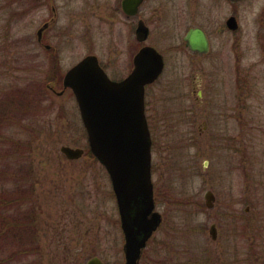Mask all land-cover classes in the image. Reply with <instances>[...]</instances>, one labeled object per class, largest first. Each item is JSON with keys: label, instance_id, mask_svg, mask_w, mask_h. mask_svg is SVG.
Segmentation results:
<instances>
[{"label": "rangeland", "instance_id": "obj_1", "mask_svg": "<svg viewBox=\"0 0 264 264\" xmlns=\"http://www.w3.org/2000/svg\"><path fill=\"white\" fill-rule=\"evenodd\" d=\"M72 1L69 10L58 1L60 19L49 38L58 50L53 60L37 43L41 1L0 0V264H63L68 254L76 264L93 257L125 264L111 183L90 151L64 77L90 54L121 77L128 36L120 28L112 34L88 0ZM193 1L188 15L165 13L148 40L165 58L163 75L145 95L162 224L140 264H249L250 257L264 264V0H243L234 13L238 57L224 35L214 37L211 55L201 59L183 45L187 26L212 30L233 7L227 0ZM63 146L85 154L69 160ZM42 225L44 251L29 252ZM255 234L257 245L250 239Z\"/></svg>", "mask_w": 264, "mask_h": 264}, {"label": "water", "instance_id": "obj_2", "mask_svg": "<svg viewBox=\"0 0 264 264\" xmlns=\"http://www.w3.org/2000/svg\"><path fill=\"white\" fill-rule=\"evenodd\" d=\"M133 13V12H130ZM231 24H235L232 18ZM148 29L140 24L137 38L146 40ZM187 47L198 53L208 50L205 33L191 29ZM164 70L162 55L152 47H144L135 58V69L122 81L111 80L96 56L90 55L73 66L64 77L65 88L76 98L91 153L110 175L117 201L121 228L125 237V264H140L142 250L162 223L155 211L152 183V139L146 117L145 89ZM69 160H78L84 149L63 146ZM208 208L214 195L204 194ZM210 234L216 238L212 225ZM86 264H105L93 257Z\"/></svg>", "mask_w": 264, "mask_h": 264}, {"label": "flooded vegetation", "instance_id": "obj_3", "mask_svg": "<svg viewBox=\"0 0 264 264\" xmlns=\"http://www.w3.org/2000/svg\"><path fill=\"white\" fill-rule=\"evenodd\" d=\"M40 1H41V5H42L41 10L43 12V16L41 19V25H40L39 30H38L37 43L39 46L46 49V51L51 52V53H49V52L48 53L51 55L53 60H55V59H58V50L49 43L50 34H51L52 30L55 28V26L58 25V22L60 19L59 14L62 10V7L65 8L66 4H68V6L65 9L69 10V7L71 6L73 1L72 0H70V1L69 0H63V4H62L63 6L62 7L58 3L59 0H40ZM66 1H69V2H66ZM88 1L90 2L91 9L93 11L95 10L96 12L99 13L98 15H95L93 13L95 16H100L102 18L105 17L104 19L106 21L104 23L106 25H110L109 27H110V31L112 34L113 33L116 34V32L118 34V32H119L118 29L120 28L121 29L120 34H122V32H123V35L125 37L128 36V38H126V40L124 39L126 45H125V48L123 50V53L127 54L125 67L123 68V69H125V74H121L122 76L117 78V79L115 77H113L112 72H110L111 69L109 68L108 65L104 66L103 64H101V61L96 54H90V55L97 57L100 66L104 69V71L106 72V74L108 75V77L111 80L119 82V81H122L125 78H127L130 74H132V72L135 69V58L139 54V52L146 46L156 49L162 55L163 60H164V70H165L164 54L155 45L148 43V40L152 34V29L161 24L162 20L165 17V13H169V12L173 13V11H174L175 13H177V12L186 13L187 12L189 14L190 9L192 7V1L193 0H88ZM195 1L198 2L199 0H195ZM227 1L233 7V14L230 15L226 19L225 22L223 21L221 23H218L216 25V27H214L212 30L207 28L205 25H194V26L188 25L187 26V28H186L187 32L182 37L183 45L192 55L196 56L197 58L201 59V58L209 57L212 53V50H213L212 46H213L214 37H219V36H224V35H228L230 37L232 51L237 55V57L240 55V38L239 37L241 36V31H240L241 26H240V23L238 21L237 15H235L234 13H235V11H238V6L240 5V3L243 0H227ZM222 3H223V0H222ZM130 12H133V13H130ZM187 15H185V17ZM232 18L235 19V24H231L230 20ZM140 24H143L148 29L147 39L143 40V41H141L137 38V30H138V27ZM195 28H199L205 33L207 40H208V46H209L207 52H204V53L193 52L187 47L186 36L191 29H195ZM128 32L131 33V35H132L130 37V39H129V33ZM134 37H135V39H134ZM115 38H116V36L113 38V40H115ZM129 42H131V43H129ZM90 55H87V56H90ZM110 62H112L111 64H113V60H110ZM237 66H238V62H237ZM116 70L120 71V69H116ZM164 70H163L162 74L160 75V77L163 75ZM160 77L156 81H158L160 79ZM155 82H153L152 84H154ZM152 84L147 85L145 91H147L149 86H151ZM236 84L238 87L241 86L240 72L236 76ZM201 94H202V91H200V95ZM145 95H146V93H145ZM208 103H210V102H208ZM242 103H245V102L241 101L240 104H242ZM204 104H206V102H204ZM245 105H246V103H245ZM145 107H146V105H145ZM146 117H147L148 125H150L147 114H146ZM149 129H150V126H149ZM150 133H151V131H150ZM151 139H152V136H151ZM236 139H237L236 137H232L229 140H236ZM152 146H153V143H152ZM151 171H152V183H153L154 182L153 181V166L151 167ZM107 175L109 177L111 187H112L111 178H110V175L108 172H107ZM153 188H154V183H153ZM112 190H113V188H112ZM208 191H211V190H208ZM113 195H114V198L116 201L114 191H113ZM213 195H214V193H213ZM154 203H155V209L154 210L157 211L156 200H155V191H154ZM215 203H216V198L214 195L213 207L211 209L214 208ZM10 204H11V202L8 203L6 207L9 208ZM116 204H117V201H116ZM1 208H3V204L0 200V209ZM42 208H44V206H42ZM117 209H118V207H117ZM212 225H215L216 232H217L216 224L213 223ZM120 226H121V221H120ZM159 228L155 232H157L159 230ZM121 230H122V228H121ZM155 232H154V234H155ZM38 234L40 236L39 244L37 246L32 245L30 247L31 249L29 250V252H36V251L43 252L44 251V239H43L44 227H43V225L38 230ZM154 234L148 240L147 246L142 250L140 262H141V259L143 257V253L147 249L148 244H149L150 240L153 238ZM124 239H125V237H124ZM35 248H37V250ZM123 251H124V247H123ZM124 256H125V254H124ZM75 258H76V255H73V256H71L69 254L64 255L63 259H62L63 264H66V263L76 264ZM105 264H107V263H105Z\"/></svg>", "mask_w": 264, "mask_h": 264}, {"label": "trees", "instance_id": "obj_4", "mask_svg": "<svg viewBox=\"0 0 264 264\" xmlns=\"http://www.w3.org/2000/svg\"><path fill=\"white\" fill-rule=\"evenodd\" d=\"M250 239L252 240V243L253 244H256L257 245L258 237L256 236V234L253 235V236H251ZM250 259H252V258L250 257V258L247 259L249 261V264H258L255 260H250Z\"/></svg>", "mask_w": 264, "mask_h": 264}]
</instances>
